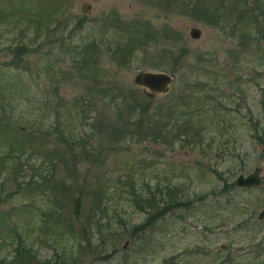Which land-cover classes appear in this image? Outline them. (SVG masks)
Returning <instances> with one entry per match:
<instances>
[{"label": "rangeland", "instance_id": "obj_1", "mask_svg": "<svg viewBox=\"0 0 264 264\" xmlns=\"http://www.w3.org/2000/svg\"><path fill=\"white\" fill-rule=\"evenodd\" d=\"M37 1L43 0L31 1L32 8L38 6ZM83 2L89 3L85 13L79 9ZM184 2H42L44 7L51 8L61 4L59 14L45 19L51 20L52 26L59 22L57 28L65 30L59 35L42 37L40 53L25 57L26 72L6 67L11 59L7 47L18 40L19 31L12 29L0 37V79L14 95L7 109H13L12 124L25 129L29 144L43 152L42 156L33 154L29 165L43 161L49 171L54 151L64 155V143L57 139L58 130L64 133L70 130L93 153L101 147L98 162L79 163L76 175L85 188L90 185L94 188L97 182L104 185L110 231H123L109 264H158L169 258L177 259L179 264H264V218H257L264 206V181L253 188L233 185L224 192L222 181L213 173L215 169L232 182L238 174L245 175L253 167L264 172V134L260 141L252 135L253 122L259 121V131L264 123L263 16L257 18L255 27L250 26L257 44L249 45L236 32L229 35L205 20L191 17ZM78 18L82 19L81 28L74 26ZM40 24L44 32L45 20ZM190 27L199 29L198 38L188 36ZM133 28L146 44L134 51L130 62L117 67L114 63L118 56L110 54V49L119 39L128 40ZM92 39L95 44L91 51L93 55L96 52L92 56L96 57L99 69L96 73L79 68L64 51L69 41L89 47ZM144 70L163 71L173 78L167 93L149 98L148 120L155 124V129L167 122L173 104L180 105L185 113L174 119L163 135H156L154 130L152 136L119 137L118 142L108 143L112 149L106 153L107 143L91 128V123L96 118L102 119V127L111 122L118 126L119 122L115 120V107L109 106L108 97L101 98L97 90L116 83L118 89L132 88L144 101L148 97L132 81L138 71ZM69 106L79 113L68 114ZM183 127L188 128L189 139L193 131L198 133L201 145L190 140L188 145L181 146L179 140H174L173 135ZM64 138L68 139L66 135ZM67 159L65 156L69 163ZM64 166L54 165L55 176L64 172ZM34 167L19 169L13 177L0 174V212L8 217L6 228L10 225L16 228L18 224L20 228L26 226L29 234L35 231V238L27 240L31 250L37 258L48 259L59 245L39 228L37 207L52 197L45 196L48 194L45 190L43 196L39 195L41 187L25 185L28 179L37 178ZM14 178L20 183L16 184ZM131 183L136 189L145 184L151 189L156 184L178 186L189 195L192 208L188 212L166 213L141 238L133 239L127 234L128 229L141 222L145 214L131 200L128 189ZM205 194L206 200L200 201L199 197ZM211 195L217 196L213 200ZM82 199L88 208L90 198L85 195ZM0 238V258L8 260L12 257L15 236L0 230Z\"/></svg>", "mask_w": 264, "mask_h": 264}, {"label": "trees", "instance_id": "obj_2", "mask_svg": "<svg viewBox=\"0 0 264 264\" xmlns=\"http://www.w3.org/2000/svg\"><path fill=\"white\" fill-rule=\"evenodd\" d=\"M31 1L34 0H0V37L5 32H11L12 29H17L21 34L18 40L14 41L15 43H11L7 47V50L10 51L11 59L6 67L14 68L16 71L22 70L26 72L24 64L27 59L25 57L40 53L41 45L43 44L42 37L46 38L57 33L59 35L65 30V27L57 28L59 22L52 26L51 20L45 19V16L55 17L59 14L62 8L61 4L52 8L49 6L44 7L42 2L45 4L46 0H43L41 2L37 1L38 6L32 8L33 2ZM184 6L185 10H187L186 13L191 17L205 20L229 35H233L236 32L241 38L247 39L249 45L257 44L255 35H253L254 32L251 31L250 26L252 24L255 27L257 18L259 19L261 16H263L264 20V0H213L211 3L205 2V0H186ZM255 17L256 19H254ZM43 20L46 23L44 24V32L40 24ZM81 22V18L76 19L74 26L81 28ZM133 29L128 36L129 38H127L128 40L119 39L110 49V54L118 56L114 63L117 67L124 66L130 62L134 51L143 49L146 44L142 37L140 38L136 35V28ZM92 40L89 47H87L88 44H75L69 41L64 51L71 55L73 63H78L79 68H84L90 73L95 70L96 73L98 67H96L95 63L97 60L96 57H94L95 59L93 58L96 52L93 55L91 51L95 42L94 39ZM107 46L109 44L106 45V51L109 52ZM180 56L182 54L177 58H180ZM109 86L97 91L100 93L101 98L107 96V104L117 110L115 120L119 122V125H113V122H111L108 127L106 125L102 127L101 118H96V121L91 123V128L99 135L101 134L103 140L107 143V147H104L106 153L112 149L108 143L118 142L119 137L152 136L155 134L154 130H156L155 124L148 120L150 111L148 106L149 98L146 100L144 98V101H142L132 88L118 89L116 83H113L111 87ZM13 96L7 84L0 79V174L13 177L19 169L23 170L24 167L32 168L35 166L34 173L37 178L35 180L32 178L28 179L25 181V185L32 183L34 186L41 187L40 189L42 190L39 195L43 196L47 192L48 194H45V196L49 195L52 197V199L42 205L43 207H37L38 219L40 220L39 228L48 233L49 238L57 242L59 247L54 249L55 251L48 259L37 258L31 250V243L27 241L29 238H35V231L29 234L25 229L26 226L22 228L21 225L20 228L17 222V229L11 225L6 228V224L8 225L9 222L8 217L5 213L0 212V230L6 231V233L10 231L15 236L12 257L8 260L0 258V264H109L112 255L117 252L116 245L121 239L123 231H110L109 219L104 207L107 194V189L104 185L97 182L94 188L90 184V186L85 188V184L78 183L76 175L79 163L98 162L101 147L96 153H93L90 147L85 144L86 142L77 135H72L70 130L65 131V133L58 130L57 139L59 142L64 143V150L62 149L64 155L57 150L54 151L53 164L49 165V171L44 166L46 162L43 163V161H39L37 165H29V158L33 154L37 153L42 156L43 152L29 144L26 139L28 132L25 129L12 124L14 117L11 111L13 109H7V107L12 104ZM67 113L78 114L79 111L74 106H69ZM184 113L180 105L173 104L168 112L167 122H163L158 127L156 135L161 136L163 135L161 133L168 132L171 122L176 118H181L180 115H184ZM55 118L56 121L59 120L58 115H55ZM181 120L185 122L183 119ZM194 132L190 135L192 136L190 137L191 139H189V130L183 127L180 132L173 135V139L179 140L181 146L188 145L190 140L201 145L202 139L198 137V133L194 134ZM179 133L183 134L180 135ZM64 134L68 139L64 138ZM263 134L264 123L259 131V121L255 120L252 130L253 137L260 141ZM65 156L68 157L67 161L69 163L65 161ZM57 163L65 165V170L61 175L57 174L55 176L54 165ZM213 173L222 181L224 192L226 189L233 187L232 182L221 177V174L217 173L215 169ZM66 179L69 181L66 182ZM83 180L86 181L85 179ZM14 181L16 184L20 183L19 181V183L17 182L16 178H14ZM128 189L136 209L145 214L141 222L133 224L128 229L127 234L133 239L135 237L141 238L145 233L144 231L150 229L166 213H173L178 210L188 212L192 208L191 202H189V195L182 188L175 185L156 184L151 189L149 185L145 184L142 189H136L131 183L128 185ZM59 193L60 195L57 197ZM82 194L84 197L87 195L90 198L88 208L82 202ZM206 195L199 197V200H206ZM215 196L217 195H211L210 197L214 200ZM217 206L219 205L217 204ZM66 210H68V213L65 214L64 211ZM102 218L104 220L103 223ZM124 259L127 260L126 257ZM158 264H179V261L169 258L160 261Z\"/></svg>", "mask_w": 264, "mask_h": 264}, {"label": "water", "instance_id": "obj_3", "mask_svg": "<svg viewBox=\"0 0 264 264\" xmlns=\"http://www.w3.org/2000/svg\"><path fill=\"white\" fill-rule=\"evenodd\" d=\"M80 12L85 13L89 9V3L83 2L80 5ZM200 35L199 29L196 27H190L188 29V36L190 38L196 39ZM173 78L171 75L163 71H153L144 70L138 71L133 76V84L140 88L142 93L148 97L152 98L156 94H165L169 90V86ZM264 181V172H261L260 167H253V169L247 174H238L232 181V184L236 187L249 188L253 186H258ZM258 219L264 218V206L257 214ZM125 247L122 245V248Z\"/></svg>", "mask_w": 264, "mask_h": 264}]
</instances>
